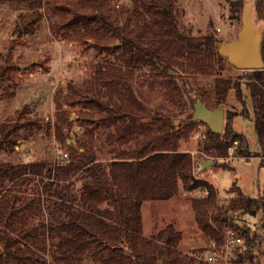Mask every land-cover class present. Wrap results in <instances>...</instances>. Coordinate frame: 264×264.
<instances>
[{
	"label": "trees",
	"instance_id": "obj_1",
	"mask_svg": "<svg viewBox=\"0 0 264 264\" xmlns=\"http://www.w3.org/2000/svg\"><path fill=\"white\" fill-rule=\"evenodd\" d=\"M7 2H24L33 10L41 8V0H0ZM109 4V0H73L59 8L61 27L92 39L97 56L103 58L93 67L84 92L71 86L68 93L55 92L56 122L47 134L67 151V158L61 156L56 163L0 161V185L4 188L0 191V264H46L44 254L49 255L50 264H208L196 250L191 255L182 254L183 234L173 224L151 236L144 235V204L169 201L177 196L180 186L189 192L208 190L207 196L192 200V207L199 228L218 250L229 231L242 239L232 252L231 264H260L264 194L251 198L234 184L236 194L228 204L217 202L214 187L193 177L192 157L179 149L180 141L204 123L193 121V113L186 110L177 114L154 104L139 89L142 82L136 73L148 72L152 83L180 98L194 90L197 99L212 110L224 108L234 90L241 110L233 113L224 108V130L215 134L208 128L203 150L216 159L228 157L229 147L238 141V156L264 160V68L246 70L241 77L244 83L223 77L229 61L219 52L220 41L213 33L195 37L185 29L179 0H136L135 6L129 3L127 10L146 21L136 31L128 23L114 20L106 9ZM232 5L239 18L245 9L244 0ZM252 6L263 22L264 60V0H256ZM108 37L119 45L104 44ZM11 69L22 68L6 66L3 74ZM198 76L214 77L213 89H205L198 81L192 84L191 77ZM243 85L249 91V101ZM75 94L81 95L83 108L98 114L90 122L103 129L106 142L113 148L105 164L94 154V139L89 144L80 142L78 147L68 142L65 131H70L73 121L64 105L75 104ZM238 115L254 122L260 145L256 154L249 150L245 136L231 127L229 118ZM33 130V122L0 123V152L15 153L20 141L30 138ZM86 134L93 138V130H86ZM131 144L132 150L124 149ZM35 177L43 183L42 191L39 184L36 186L38 197H17L15 188L22 189ZM78 177L84 180L80 194L74 189ZM8 183L12 185L8 187ZM211 209L216 211L210 214ZM247 216L258 217L260 228L251 226ZM30 219L39 221L31 225Z\"/></svg>",
	"mask_w": 264,
	"mask_h": 264
},
{
	"label": "rangeland",
	"instance_id": "obj_2",
	"mask_svg": "<svg viewBox=\"0 0 264 264\" xmlns=\"http://www.w3.org/2000/svg\"><path fill=\"white\" fill-rule=\"evenodd\" d=\"M73 0H41V8L30 9L24 2L0 3V123L6 121L33 122L34 130L30 138L22 139L16 152L8 155L0 152L1 162L14 164L28 162L60 161L62 153L67 152L57 143L53 135L49 136L47 130L54 129L56 122L55 92L61 90L69 92L70 86L73 90L84 92L86 83L90 82L93 67L100 63L102 56L98 57V49L94 46L92 39L86 35L77 36L72 30L62 28L63 18L58 15L59 8ZM136 0H109L106 7L107 12L114 20L120 23H128L132 30L144 27L145 20L127 10V5L135 6ZM237 0H179L181 10L179 16L185 29L199 37L207 33H213L222 44L238 38L243 26L242 12L236 18L233 3ZM256 0H244V8L254 5ZM60 19V20H58ZM253 19L256 25H263L254 10ZM149 18H147V22ZM148 24V23H147ZM86 41H89L87 45ZM115 42V43H113ZM119 41L108 37L104 44L116 46ZM120 43V42H119ZM111 58V57H109ZM21 66V70H12L3 74L6 66ZM246 70L237 68L228 62L227 70L223 77L240 80ZM136 78L142 82L143 95L148 97L156 105H164L168 111L180 114L182 110L194 112V104L198 100L196 93L192 90L189 94L180 98L176 94L167 92L158 83H152L148 72H137ZM198 81V82H196ZM198 83L205 89H213L214 77L198 76L191 77V83ZM246 95L249 91L242 86ZM32 92V96L27 93ZM20 105L17 108L18 100ZM27 97V98H26ZM81 95H74L73 105H64V109L70 112V120L73 125L70 131H65L69 144L75 147L79 143L89 144L94 139V154L99 161L106 163L111 158L113 148L106 142V135L102 128L95 127L90 122L93 110L83 108L80 103ZM193 107V111H192ZM225 109L233 113L241 110V105L236 99V92L230 91L224 103ZM223 108V109H224ZM251 116L253 113L251 112ZM182 118L181 116L179 117ZM184 119V117H183ZM231 127L243 134L246 138L249 150L256 154L260 151L259 140L255 132L252 119L238 115L229 118ZM227 117L225 116V123ZM178 126V120L175 121ZM225 126V125H224ZM93 130V138L86 134V130ZM208 127L198 124L196 129L180 141V151L191 155L193 161L192 175L197 180L207 181L214 187L217 202L228 204L231 197L236 193L232 191L234 184L251 198H258L264 194V160L259 156L241 157L236 154V148L230 151V156L216 159L209 156L204 150L206 133ZM28 133V132H27ZM22 145L24 146L22 148ZM123 148V147H122ZM134 144L125 145L124 149L132 150ZM214 160L213 165L201 171V161ZM34 179V178H33ZM39 177H35L31 183H25L22 189L15 188L17 197L33 199L38 197L35 193L40 185L42 191L43 183ZM20 181V179L18 180ZM46 182V180L44 181ZM84 180H75V192L80 194ZM12 184L8 183V187ZM4 188L0 185V191ZM201 189L192 192L186 191L180 186V191L169 201H149L143 206L144 235L152 234L173 224L183 234L180 251L184 255H191V251H198V256L206 261L210 251L211 241L199 228L192 207V200L202 197ZM44 200V198H42ZM42 203H44L42 201ZM45 206V204H43ZM216 211L210 210V214ZM43 218V217H41ZM44 218L47 214L44 211ZM245 219L257 229L260 228V220L257 217L247 216ZM41 220V219H40ZM39 219H30V224H37ZM208 222H212L208 219ZM213 225V224H212ZM222 248V247H221ZM205 250L203 254L200 251ZM260 264H264V244ZM46 264H50L49 255L44 254ZM230 256L229 264H231ZM218 264H223L222 262ZM225 264V263H224Z\"/></svg>",
	"mask_w": 264,
	"mask_h": 264
},
{
	"label": "water",
	"instance_id": "obj_3",
	"mask_svg": "<svg viewBox=\"0 0 264 264\" xmlns=\"http://www.w3.org/2000/svg\"><path fill=\"white\" fill-rule=\"evenodd\" d=\"M243 26L238 38L219 47V52L228 61L242 70H256L264 68L261 53L263 39V26L256 25L253 19V6L248 5L242 12ZM119 44V42H117ZM193 121L203 122L213 133L221 134L225 124V110L223 108L212 110L201 100L194 104ZM214 160L201 161V171L213 165ZM199 264V263H197Z\"/></svg>",
	"mask_w": 264,
	"mask_h": 264
},
{
	"label": "built area",
	"instance_id": "obj_4",
	"mask_svg": "<svg viewBox=\"0 0 264 264\" xmlns=\"http://www.w3.org/2000/svg\"><path fill=\"white\" fill-rule=\"evenodd\" d=\"M238 145V141H234L233 145L229 147L232 151ZM62 159L67 158V153H62ZM202 166V164H201ZM208 195V190L203 191V196ZM243 243L242 239L236 236L235 232L229 231L225 234V243L221 249H217L215 243L211 242L210 251L207 255L206 262L208 264H218L222 262L223 264H229V258L232 256L233 250Z\"/></svg>",
	"mask_w": 264,
	"mask_h": 264
},
{
	"label": "crops",
	"instance_id": "obj_5",
	"mask_svg": "<svg viewBox=\"0 0 264 264\" xmlns=\"http://www.w3.org/2000/svg\"><path fill=\"white\" fill-rule=\"evenodd\" d=\"M32 92H33V91L31 90L29 93H27L28 96H32ZM27 94H25L24 96H22V97L18 100V103H17L18 105L16 106L17 108H18L19 105L21 104V103H20V100H21L22 98H24L25 96H27ZM26 98H27V97H26ZM19 103H20V104H19ZM23 147H24V146L22 145V148H23ZM17 149H18V147H17Z\"/></svg>",
	"mask_w": 264,
	"mask_h": 264
}]
</instances>
